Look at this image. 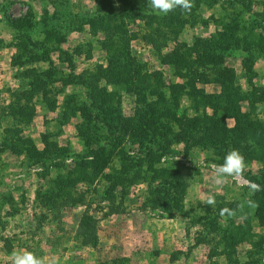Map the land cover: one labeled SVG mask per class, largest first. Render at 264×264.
<instances>
[{
  "label": "rangeland",
  "instance_id": "rangeland-1",
  "mask_svg": "<svg viewBox=\"0 0 264 264\" xmlns=\"http://www.w3.org/2000/svg\"><path fill=\"white\" fill-rule=\"evenodd\" d=\"M193 5L190 13L177 8L157 15L149 0H0V264H11V254L23 251L46 264H264V226L254 214L259 209L257 192L250 193L231 177L223 186L214 185L213 167L218 164L196 145L183 153L175 128L167 150L151 162L146 149L122 133V120L115 128L100 127L97 139L105 146L101 172L87 168L89 181L78 180L74 186L65 178L75 163L90 159L84 135L74 129L80 120L75 108L96 113L85 83L97 64L105 66L112 57L121 33L117 26L128 30V37L136 33L127 46L129 56L143 70L162 71L167 84L176 78L138 36L150 27L161 30L166 20L184 19L176 42L166 35L160 54H167L177 42L190 44L221 24H231L238 38L245 36L253 44L228 45L222 52L223 66L246 95L251 86L241 63L246 54H253V104L264 121V0H193ZM108 14L112 33L107 37L101 25L94 31V22L102 18L104 24ZM7 16L21 20L10 24ZM36 86L41 89L33 92ZM202 87L218 90L214 83ZM117 97L120 117L136 123L141 105L121 89ZM46 99L55 102L53 113ZM239 103L248 110L246 99ZM191 104V97L181 96L177 112L191 114ZM11 109L18 110L14 116ZM226 123L231 125L232 119ZM244 157L246 170L259 177L264 162ZM61 180L71 193L83 194L84 201L63 203V197H57L54 202ZM213 191L216 204L206 205L203 201ZM226 207L235 215L221 216ZM83 213L96 219L93 245L82 244L76 232ZM203 219L216 221L219 229L213 232ZM223 236H230L226 246Z\"/></svg>",
  "mask_w": 264,
  "mask_h": 264
},
{
  "label": "trees",
  "instance_id": "trees-1",
  "mask_svg": "<svg viewBox=\"0 0 264 264\" xmlns=\"http://www.w3.org/2000/svg\"><path fill=\"white\" fill-rule=\"evenodd\" d=\"M110 17L109 14L106 16L104 24L102 18H98V23L94 22V31L96 32V27L101 25L100 29L108 37L109 33H112L110 32L112 25H108ZM6 19L10 24L21 20L11 19L9 16ZM175 20L174 22L169 20V23L166 20L161 30L150 27L146 33L138 36L143 43L148 44L159 54L162 67L168 68L171 76L176 78L167 84L162 82V71L143 70V66L138 65L136 60L129 56L127 46L129 41L136 37V33L128 37L126 36L128 30L117 26L116 30L121 33H117L118 39L114 42L112 57L107 58L105 66L97 64L89 77L91 81L87 80L85 83L89 99L96 106V113L92 114L82 106L75 108L80 115V120L74 124V129L79 135H84V145L88 148L85 155L90 156V159L75 163L67 172L65 178L70 177L69 184L72 183V186L78 180L89 181L87 168L95 173L101 172L105 166L102 165L105 158L101 150H104L105 146L98 142L97 137L100 132L98 129L106 126L109 129L118 127L120 124L116 122L117 120H122L123 124L119 126L122 133L128 134L127 136L135 146L146 149L151 162L157 160L167 150L168 144L173 141V137L169 135L174 131L176 137L183 140V153L192 145H196L207 153V160L219 165L224 162V157L229 150L238 149L247 158L264 162V121L256 116L253 104V96L256 92L251 84L253 54H246L241 63L242 74L251 86L250 92L246 95L239 91V86L230 76V71L223 66L222 60V52L228 45H237L239 42L245 45L253 44L252 41L245 36L238 38L234 32L235 27L224 23L221 24L220 29H216L207 37L194 38L190 44L177 42L178 45L172 51L160 54V49L167 45V37L170 36V39L174 41L179 27L184 22V19ZM102 47L110 52L106 45ZM220 69L227 75H221ZM212 83L218 86V90L208 92L202 87ZM107 86H111V89H107ZM165 88L167 92L163 90ZM40 89L41 86H36L33 92ZM119 89L131 93L136 103L141 105V112L134 124L131 118L119 115L118 100L116 101ZM21 95L23 92L19 93V96ZM184 95L192 98V104L188 108L191 114L185 113L186 111L184 114L177 112L179 98ZM243 99L247 102L248 110L246 111L242 110L239 103ZM46 106L51 113L56 107L52 99H46ZM20 109L22 111V107ZM14 111L18 110L11 109L12 116ZM227 119H232L231 125L226 123ZM99 124L101 126L97 127ZM172 128L175 130L173 131ZM257 171L259 177L254 176L248 168L244 172V178L261 186L262 190L257 192L258 196H255L259 209L255 208L254 214L264 226V169L260 167ZM63 181L57 183L58 189L53 197L54 202L57 197H63L61 199L63 203L72 200L84 201L83 194L71 193L67 188L68 182L64 184ZM112 184L121 185V181L113 180ZM109 195L114 197L112 193ZM202 223L208 225L213 232L219 229L216 221L203 219ZM95 225L96 219L93 216L87 213L81 215L76 232L81 236L82 244L95 243ZM232 226L234 227L235 224ZM239 227L236 225L234 229L238 230ZM240 231L245 230L241 227ZM230 236L220 237L224 240L225 246ZM221 251L228 254L225 250Z\"/></svg>",
  "mask_w": 264,
  "mask_h": 264
},
{
  "label": "clouds",
  "instance_id": "clouds-1",
  "mask_svg": "<svg viewBox=\"0 0 264 264\" xmlns=\"http://www.w3.org/2000/svg\"><path fill=\"white\" fill-rule=\"evenodd\" d=\"M149 5L152 11L157 15H167L169 12L175 11L177 8L182 13H190L193 5V0H149ZM247 165L244 155L238 149L229 150L224 162L213 167L212 181L216 186H223L229 177L240 184L241 187H247L250 193L261 191V186L253 181L244 178V172ZM206 205L215 206V193L211 192L203 201ZM250 206H255V202L246 201ZM238 209L243 208V204L237 206ZM221 216L232 217L235 215V210L223 208L220 212ZM11 264H46V262L37 257L31 251L13 252L11 254ZM54 264V262H52Z\"/></svg>",
  "mask_w": 264,
  "mask_h": 264
}]
</instances>
